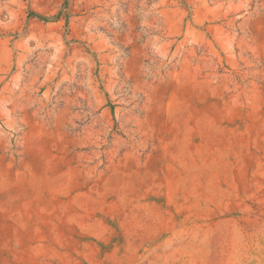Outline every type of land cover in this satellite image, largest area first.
<instances>
[{"label":"rangeland","instance_id":"1","mask_svg":"<svg viewBox=\"0 0 264 264\" xmlns=\"http://www.w3.org/2000/svg\"><path fill=\"white\" fill-rule=\"evenodd\" d=\"M0 264H264V0H0Z\"/></svg>","mask_w":264,"mask_h":264}]
</instances>
